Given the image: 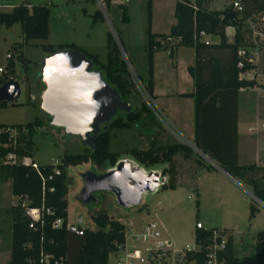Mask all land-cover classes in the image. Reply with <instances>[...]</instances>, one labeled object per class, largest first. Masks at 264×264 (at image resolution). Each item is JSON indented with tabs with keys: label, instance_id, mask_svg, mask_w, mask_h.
<instances>
[{
	"label": "trees",
	"instance_id": "1",
	"mask_svg": "<svg viewBox=\"0 0 264 264\" xmlns=\"http://www.w3.org/2000/svg\"><path fill=\"white\" fill-rule=\"evenodd\" d=\"M108 4L110 0H103ZM208 0H175L173 16L175 22L169 26L167 33H155L150 31V7L151 0H145L146 5V58L149 77L144 87L151 95L150 73L152 44L156 37L166 35L176 38L177 45L192 46L195 52V60L187 66V71L193 80V90L187 94L193 99V141L197 148L215 159L219 166L231 177L244 184L251 195L260 200L264 205V165L255 163L239 164L235 160V99L239 87L252 86L253 81L237 77L236 48L242 40V20L246 16L264 8L261 0H239L243 9L236 13L230 3L220 9H208L205 4ZM121 8L120 21L127 22L129 16L126 7ZM101 19L97 10L92 14V20ZM48 7L43 3H31L28 0H20L11 6L9 10L0 11V24L6 26L19 22L21 38L11 44L12 53L4 65L0 76V84L13 80L8 74L13 73L14 59L22 62L26 67L27 59L22 52V46L28 39L46 38L48 32ZM234 27L233 42L227 43L224 36V27ZM217 34L219 41L216 44H206L200 39L199 31ZM156 36V37H155ZM41 47L47 52L63 48H78L87 57L91 58L96 69H100L103 78L109 85L115 87L123 99L132 90V81L123 58L111 34L106 32L105 60L98 59L96 54H90L73 43L52 44L42 43ZM204 47L226 48L229 52L226 65H221V76L217 77L215 59H200L199 50ZM207 67L213 73V77H201V71ZM217 74V75H216ZM137 77L140 79L139 75ZM217 99L218 103L213 111L203 112V104L209 99ZM5 102H0L4 106ZM13 104V103H12ZM214 107V108H215ZM144 103L139 108L131 109L123 114L114 115L104 129L100 128L93 142V147L83 146L80 152L64 153L56 163H37L38 171L29 162H7L5 155L13 152L15 155L29 156L31 149L27 139L25 146L13 143L10 129L18 131L27 130L28 133L39 125L36 119L24 124L5 125L0 123V171L2 178L9 180V188L12 195L19 197L15 204H11L8 213L10 216V245L9 258L6 264H37L39 252L51 253L53 257H63V264H107L108 253L115 250L123 241L124 225L116 218L108 215L104 210L91 215L95 227H83L82 233L77 234L65 228L66 206L65 193V167L91 159L97 166L112 167L119 158L117 152L108 149L109 128L129 127L139 117L141 111H146ZM224 122L225 129H219L218 119ZM223 119V120H222ZM180 152L183 156L191 154L190 149L181 142L156 143L154 139L148 142L145 148H131L128 153L141 164L152 165L166 163L161 173L167 175L166 182L161 184L163 189L174 188L175 175L172 163L174 153ZM221 152V155H220ZM223 156V157H222ZM226 157V159H224ZM196 160L200 161L198 158ZM207 167L209 165L206 164ZM54 167L58 172H54ZM40 175L43 177L41 179ZM50 176V177H48ZM28 207L38 208L39 217L34 220L26 213ZM48 208L49 211H45ZM256 210L252 201L248 203V217ZM60 217L62 225L53 227L51 222ZM81 227L80 224H76ZM226 229V228H223ZM207 230L195 229L194 240L207 234ZM256 262H261L264 255V240H256L253 245ZM226 264L233 261L232 238L228 235L225 250L221 253ZM187 259L194 258L196 264L203 259L202 251H186ZM263 264V263H261Z\"/></svg>",
	"mask_w": 264,
	"mask_h": 264
},
{
	"label": "rangeland",
	"instance_id": "2",
	"mask_svg": "<svg viewBox=\"0 0 264 264\" xmlns=\"http://www.w3.org/2000/svg\"><path fill=\"white\" fill-rule=\"evenodd\" d=\"M19 1L0 0V11L8 10L10 4L12 6ZM28 2L47 5L48 32L46 38L28 39L22 46L23 55L27 59L26 67L15 58L13 53V73L7 76L17 81L19 93L10 103L0 101L6 103L0 106V123L16 125L34 119L39 121V125H35L29 133L26 129L18 131L13 128L10 130L14 144L25 146L27 139L30 140L28 146L31 154L29 156L15 155V162L54 163L64 153H76L82 150L83 146L77 136H67L62 127L50 126L49 117L40 109L39 92L43 85L40 82L38 70L40 60L47 54L41 44L73 43L90 54H96L98 59L104 61L106 32L108 31L126 63L129 78L132 81V90L123 99L130 103L133 110L138 109L141 103H144L147 108L142 113L143 115H140L142 111L140 112L139 117L129 127L108 129V149L117 152L119 157L130 159L131 155L128 150L147 146V138L150 135H146L149 132L144 128L149 126L153 129L154 124L160 128L159 133H165L166 143L181 142L190 149L194 159L198 158L210 167H213V163L218 164L215 159L209 158L207 153L197 148L187 133L180 129L175 130L170 125L166 128L161 123L143 99L146 96L141 95L143 92L141 85L129 69L128 64L134 73H138L137 64L132 59L133 54L137 58H143L146 30L145 0L124 1L123 5L129 16L127 22L120 21L121 8L115 0L112 3H104L102 8L97 0H28ZM225 2L221 1L222 5ZM170 3L171 0H151L150 17L152 16L159 26L162 25L160 22L163 23L166 18L172 17ZM217 5L220 4L217 3ZM97 10L101 14V19L92 20V14ZM20 38L19 22L9 26L0 24L1 67H4L7 61L5 53H12L11 44ZM2 75L3 73L0 72V76ZM139 80L142 82L141 79ZM142 84L144 85L143 82ZM245 96H249L252 102L263 100L257 87L243 88L238 94L241 108ZM150 104L154 107L152 103ZM259 109H261L259 116L262 118L264 117V104H261ZM123 113L124 111H118L115 115ZM155 142L161 143L160 141ZM241 160H246V156L243 155ZM159 165L161 164H141L140 166L149 169ZM106 169L104 166H97L91 159L65 167L67 190L64 197L67 201L66 212L69 223H78L83 227L93 228L95 225L90 217L99 210H104L113 218L124 221L125 229L128 228L127 225H131L134 230H137L145 221L154 219L161 224L162 233L170 240L173 247L180 249L194 245V223L197 219L204 227L227 228L232 238L233 261L230 264H252L255 261L253 245L256 240H264V212L258 214L254 212L248 217V203L252 201L257 206L259 204L231 180L206 172L198 174L195 172L192 175L190 171H187V177H178L177 181L175 177L176 183L173 189L165 190L159 186L155 190H145L141 194L140 202L133 205L118 204L114 194L104 189L91 190L86 198L79 195L84 171L100 173ZM179 173L182 174L180 171ZM195 186L199 191L198 195L195 194ZM190 192L192 196L187 197ZM11 195L9 180L3 179L0 171V264H6L9 258L10 216L8 209L11 204L19 200L18 196ZM78 217L81 221H77ZM176 256L179 258L180 253ZM113 258V253L109 252V262H112ZM179 264L186 263L180 261Z\"/></svg>",
	"mask_w": 264,
	"mask_h": 264
},
{
	"label": "crops",
	"instance_id": "3",
	"mask_svg": "<svg viewBox=\"0 0 264 264\" xmlns=\"http://www.w3.org/2000/svg\"><path fill=\"white\" fill-rule=\"evenodd\" d=\"M113 0H110L109 3H112ZM127 1V0H126ZM192 1V0H190ZM229 3L230 0H208L205 4L208 9H220L224 5ZM116 4H125L124 1L115 0ZM175 0H171L170 11L171 16L166 18L165 21L160 22L162 24L159 26L157 22L150 17L149 27L150 31L155 33H167L169 26L175 22L173 16ZM219 3L220 5H217ZM29 4H31L29 2ZM9 5V4H8ZM8 10L11 8V4L8 6ZM126 24V23H123ZM224 36L227 43L233 42L234 39V28L231 25L224 27ZM156 37V36H155ZM159 37H156V39ZM176 39V38H175ZM200 39L207 42L206 44H216L219 41V36L212 33H204L200 36ZM144 50L143 58H137L134 54L132 59L138 67V75L143 83H145L149 77L148 73V64L146 58V30L144 36ZM200 59H215L217 61L216 72L217 77L221 76V65H226L229 60V52L227 49L221 47H204L199 50ZM195 60V52L192 46H183L177 45L176 40L174 43L167 46H157L152 51L151 57V73H150V90L151 97L153 99L156 109L164 115L163 119L160 120L161 123L168 128L170 125L173 129H180L187 133V135L193 139L194 134V125H193V99L191 96L184 94L191 92L193 90V80L191 75L187 71V66L192 65ZM201 77H213V73L208 70L207 67H204L201 71ZM242 89H238L235 99V160L239 164L244 163H255L257 165H264V127L260 126L261 122H264V117H260L259 113L261 112L260 106L264 104V98L262 101H251L249 96L244 97V104L239 106V97L238 94ZM218 100L209 99L203 104V112L209 110L213 111L216 109ZM215 107V108H214ZM144 111L140 115H143ZM168 117V118H167ZM223 120V119H222ZM168 124H167V123ZM217 125L219 129H225V123L221 122V118L218 119ZM145 131H148L146 135H150L147 138V144L151 139L155 141H160L161 143H166L167 137L164 132L159 133L158 127L153 124V129L148 127L144 128ZM152 130V132H151ZM170 130V129H169ZM147 147V146H145ZM144 147V148H145ZM221 155V152H220ZM246 156V160H241L242 156ZM130 157V156H129ZM223 157V156H222ZM125 158V157H119ZM193 155L189 154L188 156H183L182 153L176 152L172 156V163L174 167L176 181L179 177H187V171H190L193 175L195 172H206L210 174H216L218 177L226 178V180H231L234 182L241 190L246 191L250 197L253 198L248 188L227 174L217 163H213V167H207L202 161L192 159ZM130 159L134 161L131 157ZM226 159V157L224 158ZM176 160V162H175ZM193 161V162H192ZM135 162V161H134ZM192 162V163H191ZM137 163V162H136ZM139 163V162H138ZM157 166L158 168L163 167L166 163ZM139 165H141L139 163ZM142 167V166H141ZM156 168V167H151ZM180 172L182 174L180 175ZM166 175V173H165ZM167 176V175H166ZM176 183V182H175ZM175 187V186H174ZM173 188H165L169 190ZM195 194L198 195L199 191L197 187L194 188ZM14 196V195H11ZM255 200V199H254ZM256 201V200H255ZM258 202V201H256ZM254 204V203H253ZM259 206L256 204L255 213L264 212V205L258 202ZM67 220V213H66ZM124 225V233H127L128 228L125 229L124 221L118 219ZM68 222V221H67ZM82 226V225H80ZM128 227H133L127 225ZM83 227V226H82ZM225 228V227H224ZM228 233L227 228L225 229ZM230 234V233H229ZM111 253V252H110ZM255 258V257H254ZM107 262H109L107 256ZM255 262V261H254ZM254 262L252 264H254Z\"/></svg>",
	"mask_w": 264,
	"mask_h": 264
},
{
	"label": "water",
	"instance_id": "4",
	"mask_svg": "<svg viewBox=\"0 0 264 264\" xmlns=\"http://www.w3.org/2000/svg\"><path fill=\"white\" fill-rule=\"evenodd\" d=\"M38 74L43 85L39 92L40 109L49 117V125L62 127L67 136H77L82 146L92 148L100 128L104 129L118 111L131 108L116 88L106 82L101 70L93 68L92 59L78 48L45 54ZM18 93L16 80L0 84V101L10 103ZM161 169L144 171L134 161L118 158L103 172L84 171L79 195L86 198L89 191L104 189L112 192L120 205L137 204L143 191L157 189ZM164 182L162 178L160 184Z\"/></svg>",
	"mask_w": 264,
	"mask_h": 264
},
{
	"label": "built area",
	"instance_id": "5",
	"mask_svg": "<svg viewBox=\"0 0 264 264\" xmlns=\"http://www.w3.org/2000/svg\"><path fill=\"white\" fill-rule=\"evenodd\" d=\"M119 1L122 2L126 0ZM97 2L102 8L104 1L97 0ZM229 3L236 13H241L243 5L239 0H230ZM241 31L242 40L240 45L236 48V67L238 68L237 77L252 80L253 85L239 87V89L257 87L264 98V8L243 18ZM203 34L204 32L200 30L199 35ZM175 40L176 39L174 37L168 35L159 37L155 39V42L152 44V49H155L157 46H167L174 43ZM9 56V52L5 53L6 58ZM128 66L141 85L143 90L141 95L146 96L143 99L149 105L155 116L163 121L164 115L160 112V110L156 109L151 95H149L147 90L144 88V85L129 64ZM3 69L4 68L0 66V72H2ZM150 103H152L154 107L151 106ZM260 126L264 127V122H261ZM5 161L15 162V154L13 152H8L5 155ZM54 163H56V161ZM31 165L39 173L37 163L31 161ZM142 169L144 171L148 170L143 167ZM53 170L54 172H58L56 167H54ZM40 177L43 180L41 175ZM162 178H164V181L166 182L167 176L159 172V184L157 188L161 186L160 183ZM191 196L192 193L190 192L187 197ZM253 198L255 199V197ZM45 211H49L48 208H46ZM25 213L34 220L39 217L38 208L28 207L25 209ZM51 225L53 227H60L62 225V219L60 217L55 218L51 222ZM65 228L77 234H81L83 229L82 226L78 227L75 223H69L67 221L65 223ZM161 229L163 230L161 224L154 219L145 221L137 230L128 227L127 233L123 234L122 243H119L116 249L111 251L114 257L113 261L107 262V264H179L180 261L185 262L186 264H196L194 258L187 259L185 257L186 251H202L203 259L200 264H226L221 255V253L225 250L226 241L229 235L225 229L204 227L202 223L196 219L194 223V230H207L208 233L197 237V239L194 240L193 246L182 247L180 249L173 247L172 243L162 233ZM178 253H180L179 258L176 256ZM63 261L64 259L61 256L55 258L51 253L40 251L37 264H63ZM261 263L264 264V255L261 262H254V264Z\"/></svg>",
	"mask_w": 264,
	"mask_h": 264
}]
</instances>
